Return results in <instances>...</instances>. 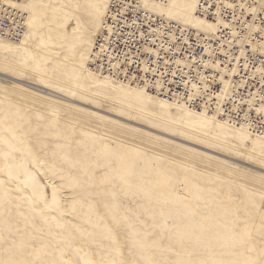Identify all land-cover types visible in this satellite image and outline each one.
Wrapping results in <instances>:
<instances>
[{
    "label": "rangeland",
    "instance_id": "374dc122",
    "mask_svg": "<svg viewBox=\"0 0 264 264\" xmlns=\"http://www.w3.org/2000/svg\"><path fill=\"white\" fill-rule=\"evenodd\" d=\"M103 1L25 0L31 50L0 49V264H264V175L150 130L178 131L153 102L85 87ZM209 132L181 137L264 169Z\"/></svg>",
    "mask_w": 264,
    "mask_h": 264
},
{
    "label": "built area",
    "instance_id": "2783aa9c",
    "mask_svg": "<svg viewBox=\"0 0 264 264\" xmlns=\"http://www.w3.org/2000/svg\"><path fill=\"white\" fill-rule=\"evenodd\" d=\"M119 1L112 11L119 17L117 24L113 23L117 26L110 28L114 38L110 44L117 56L133 58L125 75L131 71L146 77L141 83L170 103H183L196 111L209 109L215 114L212 107L218 105L236 126L254 136L264 135V9L252 7L254 14L241 15L238 9L224 6L222 0H201V16L225 23L208 39L176 23L150 21L134 0ZM242 2L250 5L252 0ZM24 17L0 0V37L14 39L23 34ZM156 26L160 27V37L150 32L142 35ZM253 26L257 29L252 30ZM147 43L159 45L155 57L139 50L138 46ZM145 57L158 65H151L152 71L143 74L140 69ZM126 64L121 66L126 68Z\"/></svg>",
    "mask_w": 264,
    "mask_h": 264
},
{
    "label": "bare ground",
    "instance_id": "6f19581e",
    "mask_svg": "<svg viewBox=\"0 0 264 264\" xmlns=\"http://www.w3.org/2000/svg\"><path fill=\"white\" fill-rule=\"evenodd\" d=\"M125 0H121L122 4L127 3ZM132 1V0H129ZM135 3L138 4V8L143 11L145 15L150 16V21L155 22L160 20V23H176L187 27L194 31L196 35L203 36L206 38H212L216 35L218 28L220 26H224V21L221 19L211 20L206 17L201 16L199 14V6L201 4V0H134ZM6 4L10 7L17 9L18 11L24 14L23 20V34L16 35L14 39H10L7 36L0 37V49H2L3 53H19L20 50H31V43H28L24 39H28L27 29L31 30L36 23L37 19L29 14L27 7L24 5L25 0H5ZM17 2H23V6H20ZM120 4L119 0H104L101 6L100 11V20L98 24V28L96 32H94L93 41L91 42L90 51L81 59V66L83 69L82 78L85 76V82L89 85H86V88L97 89L98 87H105L111 90L118 91L122 97L130 96L139 101L151 103L153 102L157 105L161 110L165 112L167 118L170 120V123L178 130L175 135L167 134L163 131H158L147 127L146 125L137 122L135 120H131L125 117H121L119 115H115L113 113L100 110L92 105L81 103L76 101L73 98H65L62 95L48 89L49 95H53L54 97H62V99L73 102L78 105L86 106V108L95 111L97 113H103L104 116L109 118H114L116 120L123 121L130 126H139L143 128H149L157 132V134H161L163 136H167L168 138H172L173 140L178 141L183 144V146H188L190 149L194 147L200 148L207 152L212 153L215 156L225 158L226 162H238L244 165V169L247 171H252L257 173L260 172L264 175V169L255 167L248 162H241L236 160L233 156H229L223 153H220L214 149L208 148L206 146L200 145L195 142H191L190 140L184 139L181 137V131H190L197 133L198 135L212 138L214 137L211 132L215 131L217 135L226 140L233 143H237L239 145L248 146L251 148H247L246 150L253 154L259 155L260 157H264V154L257 153L255 151L264 152V135H252L246 129L236 126V123L233 121H229V117L225 114V112L219 107H212L215 110V113H209V109L196 111L191 108L184 107L183 103H170L167 100H162L161 97L158 96L157 93L149 91L142 83L141 80L146 81V77L136 76L134 72L129 71L128 75H125V72L131 64L129 57H119L116 55V52L112 49L111 42H114V38L110 37L111 27L117 26L115 24L117 17H119V13H113V8ZM222 4L224 6H228L232 9H238L241 15L246 14H254L253 8H257V10L264 9V0H252L250 5H246L240 1L235 0H222ZM93 7H97L98 4L89 5ZM100 8V7H99ZM28 12V13H27ZM110 20L112 23H109ZM115 23V24H113ZM257 27L253 26L252 30H256ZM154 33V37L158 38L161 35L160 27H152L150 29H146L145 33L142 32V35H147L146 33ZM159 45L154 47L153 43L141 44L138 46L140 51H149L152 56H156ZM1 55V54H0ZM133 59V58H132ZM131 59V60H132ZM138 61V60H137ZM140 61V58H139ZM129 62V63H128ZM122 63H127L126 68L121 66ZM142 68L140 71L144 74L146 71L151 72L152 68L157 67L158 63L156 60L151 61L147 57L142 59ZM2 75V74H1ZM12 80H14L12 78ZM83 79H81L82 81ZM13 82V81H10ZM14 82L18 83V80H14ZM30 84V83H28ZM34 86H38L32 84ZM40 87V86H38ZM74 89L77 91H83L82 86L78 83L75 84ZM128 90L129 92H127ZM228 92V87H224V94ZM45 93V92H44ZM135 93V94H134ZM138 93V94H136ZM95 95V94H94ZM115 98H118L117 96ZM219 98V97H218ZM220 100V99H219ZM222 101L220 100V104ZM126 109H131L126 107ZM132 110V109H131ZM137 113H141L146 115L144 112H140L135 110ZM149 115V114H148ZM151 118H157L153 115H149ZM225 117V118H223ZM146 128V129H147ZM202 128V129H201ZM205 131H204V130ZM208 130V131H207ZM220 140V139H217ZM223 144L230 145L225 142ZM236 147H238L236 145ZM243 148V147H242ZM244 149V148H243ZM255 150V151H254ZM248 168V169H247ZM259 174V173H258Z\"/></svg>",
    "mask_w": 264,
    "mask_h": 264
}]
</instances>
